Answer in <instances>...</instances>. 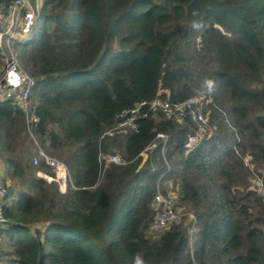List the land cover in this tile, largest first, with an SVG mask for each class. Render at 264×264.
Listing matches in <instances>:
<instances>
[{"label":"trees","instance_id":"16d2710c","mask_svg":"<svg viewBox=\"0 0 264 264\" xmlns=\"http://www.w3.org/2000/svg\"><path fill=\"white\" fill-rule=\"evenodd\" d=\"M38 23L20 54L38 122L29 131L0 101L12 220L0 264H264V0H47ZM155 99L194 102L211 131L157 111L101 140L122 111ZM37 145L68 166L67 193L38 176L53 173L34 165ZM101 153L128 165L102 177ZM172 186L195 216L192 238L183 224L151 231L155 196Z\"/></svg>","mask_w":264,"mask_h":264},{"label":"built area","instance_id":"2783aa9c","mask_svg":"<svg viewBox=\"0 0 264 264\" xmlns=\"http://www.w3.org/2000/svg\"><path fill=\"white\" fill-rule=\"evenodd\" d=\"M47 0H0V101H12L25 115L28 129L38 122L32 110V93L36 87V79L22 66L20 57L14 48V43L20 38L29 37L35 33L42 8ZM160 111L169 120H183L190 116L197 127V134L203 137L211 131L208 118L195 107L194 102L171 103L167 100L155 99L152 102H143L136 107L122 111L114 126L105 131L101 140L113 138L121 132L137 131L138 121L148 118L151 112ZM32 135V134H31ZM158 139L166 140L164 135ZM38 155L34 158V165L43 159L52 170V175L40 172L38 176L49 184L57 183L62 194L67 193L72 185L68 166L47 155L37 145ZM148 151V150H147ZM147 151H145L147 153ZM141 154V157L145 153ZM252 156L247 154L243 162L251 169ZM99 161L102 166V177L110 165L126 166L128 163L121 156L101 153ZM264 174V171L260 172ZM254 185L257 193L264 198V181L259 175H254ZM8 186L4 181L3 172L0 170V233L7 231L12 226V220L6 215ZM179 194L164 193L158 190L154 199L155 216L151 224V231L164 232L171 227L183 224L186 226L190 237H193L195 216L178 205Z\"/></svg>","mask_w":264,"mask_h":264},{"label":"rangeland","instance_id":"374dc122","mask_svg":"<svg viewBox=\"0 0 264 264\" xmlns=\"http://www.w3.org/2000/svg\"><path fill=\"white\" fill-rule=\"evenodd\" d=\"M39 27H40V23L37 24V27L36 29L34 30V32H37L39 30ZM29 37H26V38H20L19 40H17L15 43H14V48L16 50V52L18 53L19 57H20V54L24 48V46L27 44V40H28ZM143 155H145V159H147V153L145 152ZM142 162V161H141ZM3 170V168H2ZM249 174L244 170V168L241 169V175L237 178H236V182H237V186L239 187H243V185L246 183L247 181V178H248ZM174 185V184H173ZM173 188H170L171 189V192L172 193H176V190H175V186H172ZM173 189V190H172ZM261 250L264 254V241L261 245Z\"/></svg>","mask_w":264,"mask_h":264},{"label":"clouds","instance_id":"9594fccd","mask_svg":"<svg viewBox=\"0 0 264 264\" xmlns=\"http://www.w3.org/2000/svg\"><path fill=\"white\" fill-rule=\"evenodd\" d=\"M197 27H199V26L197 25ZM205 86L207 87V89L209 91H212L213 88H214V82L211 81V80H207L205 82ZM135 264H144L143 259L139 255H137L136 258H135Z\"/></svg>","mask_w":264,"mask_h":264},{"label":"crops","instance_id":"0c3cea01","mask_svg":"<svg viewBox=\"0 0 264 264\" xmlns=\"http://www.w3.org/2000/svg\"><path fill=\"white\" fill-rule=\"evenodd\" d=\"M0 170L3 172L1 165H0Z\"/></svg>","mask_w":264,"mask_h":264},{"label":"bare ground","instance_id":"6f19581e","mask_svg":"<svg viewBox=\"0 0 264 264\" xmlns=\"http://www.w3.org/2000/svg\"><path fill=\"white\" fill-rule=\"evenodd\" d=\"M145 157V155H143Z\"/></svg>","mask_w":264,"mask_h":264}]
</instances>
